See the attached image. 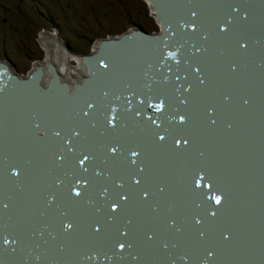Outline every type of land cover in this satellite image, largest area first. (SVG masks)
Wrapping results in <instances>:
<instances>
[{"label":"bare ground","instance_id":"obj_1","mask_svg":"<svg viewBox=\"0 0 264 264\" xmlns=\"http://www.w3.org/2000/svg\"><path fill=\"white\" fill-rule=\"evenodd\" d=\"M240 1L245 0H191L192 3L196 4L194 13L198 14V17L196 16L198 21L197 19L193 20V17L188 19L178 17L175 18L178 25L165 28L162 21L157 17L156 10L161 9L166 14L172 11L176 3L177 10H181L183 2L178 0H148V8L158 18L157 33L172 32L173 37L171 33L169 35L173 38V42L179 40L184 45L189 43L186 51H184L185 49L181 50L182 44L177 45L178 50L174 46L171 47V50L178 56L186 55L189 57L187 53L193 54L194 60L199 65L195 62L185 63L182 58V61L180 58L178 60L181 74L185 72L195 74L193 82L186 79L182 80L178 75L179 71L172 75V78L168 76L170 80L161 78L166 75L163 70H160L161 68L155 69L148 66L146 62L147 42L138 30L135 32L138 35L135 39L127 40L125 38L126 33L120 34L121 37H113L111 35L113 33H110L109 38L100 39L92 53L82 56L86 66L80 62L78 66L71 67L72 61L68 57L71 53L64 51L60 45L57 48L52 47L47 52L45 60L37 64L28 76H21L12 72L7 65L4 64L3 66L0 62V196L8 194L15 202L14 209L10 213H3L0 209V225L3 227H0V264H28L24 263L23 260L28 261L30 257H24L21 260V257L27 254L25 247L32 248L35 244H38V251L43 252L46 250V246L41 240H32L29 244V237L13 222H10L7 226V221L13 218L19 220L21 225L27 223L46 224L41 225V230L44 231L46 226L53 230L51 224L41 215V212L50 210V208L43 207L41 203L42 195L44 193L48 195L57 188H65L66 185L69 187L68 189L59 193L57 190L54 197V215L51 220L59 214L67 217L72 216L74 219L72 221H81L83 224L80 232H71V234H77L76 237H63L61 242H58L59 237H55L53 243H50L51 238L44 237L48 234L46 231L43 239L49 241V248L61 243L66 252L72 250L69 256L64 255L58 260L50 259L47 264H79V262H87L92 257L96 260L94 264H99L100 260L112 264L105 257L107 256L105 250L112 246L120 248V244H124L123 249L125 250L137 251L145 264H165L173 254H176V251L172 252L171 256L162 257L161 253L165 250L164 243H162L164 238L175 242L178 251L185 254H191L195 249L198 250L202 238H195L188 229L186 230L181 221L184 214L183 205L188 204V202L178 201L170 189V180L176 170L174 164L178 160L182 163L183 169H187L190 165L189 171L194 169L190 164L191 159H188L189 162L180 161L177 154L175 155L173 151H170L173 148L177 150L185 144L183 142L179 145L172 143L173 146L167 147L165 140L169 139V136L167 135L163 140H160L159 135L154 136L151 131L146 137L142 136V142V138L136 137V130L127 126L130 123L139 121V119L118 115L116 112L120 111L122 106L116 99L117 95H122L123 85L126 83L132 84L134 88L135 85L141 88L146 85L154 86L157 80L161 78V83L166 82L167 84H170L171 81H180L183 85H187L188 91H191L192 84H197L196 93L201 92L203 97L209 96L212 104L216 107L215 117L220 119L223 125L231 121V134L238 121H241L243 127L247 126L250 133H252L249 136L252 143L248 139L239 141H235L238 138L234 140L225 139L228 149L224 155L227 159L228 156L233 155L231 148L235 145V142L238 145L245 143L244 148L246 151L250 148H262L264 145L258 141V133L264 126V87L260 84L262 80L260 73L264 74V70L260 69L258 62L253 61V55L245 56L234 53L233 42L230 41L240 33V27L245 24L239 17L230 13L233 7L239 10ZM247 1L252 4L251 0ZM257 11L258 7L255 0L248 17L255 16ZM244 13L241 12V15ZM175 14L174 11L172 15ZM263 20L264 9L259 13L257 21L250 24L249 20L246 26L253 28L257 22L264 24ZM227 23L231 27L240 26L237 28L238 30L231 33L230 39L227 36L229 28ZM179 25L184 26L185 35L174 32V29ZM221 27L223 30H221ZM254 31L256 30L253 29L252 33ZM175 34L179 36L176 37ZM253 37L258 38L254 55L261 59L264 54V32L257 33L255 36L253 34ZM42 39L45 45L54 42L50 37ZM156 52L158 57L156 63H160L158 55L162 51ZM78 57V60L81 61L82 58ZM45 63L52 66L47 67V65H44ZM169 68L172 67L169 66ZM148 69L152 70L150 74L147 72ZM140 70L144 71L143 78L147 77V81L145 82L144 79L132 81L134 77L139 75ZM237 70L241 74L233 77L232 74ZM210 85L213 89H210ZM174 88H176V85H174ZM223 89L228 95H219V92H223ZM175 91L176 89L171 93ZM130 96L132 99L136 97L135 93ZM248 97L250 99L260 97L261 103L257 105L252 103V106L247 105ZM169 98L172 99L171 102L169 101V105L163 104L153 107L154 112L151 111L153 108L147 107V99L144 95L137 98V101L148 112L147 118L141 120H145L144 128L150 129L151 125H163L165 122L170 125L173 121L179 119L176 115V111L179 110V103L175 98L171 96ZM211 116H214V114L212 113ZM101 121H105V126L101 124ZM215 123L217 124L218 121ZM120 124L123 126L120 128L119 133L110 130L105 131L107 127L114 130ZM101 126L106 129L101 131ZM227 126L224 127L225 130ZM70 127L80 128L82 136L76 140L68 139V137L73 136L69 133ZM56 132H59V136L55 134ZM175 135L177 134L172 136ZM217 135L220 136V134ZM129 137H135V140L142 142L139 145L145 147L146 153L150 156V165H143L138 159L135 160L131 156L130 151L123 149L119 150L120 153H116L114 160L102 163L100 166L103 168L100 170H97L96 166L88 164V160H92L94 157L93 154L89 153V150L97 155L99 152L96 147L91 146V143L97 140L103 143L106 140L114 139L125 143L129 147L130 143H135L133 139L129 140ZM55 147L61 152L59 155L75 157L76 168L70 169V176L66 183L53 184L54 188H52V179L56 176L63 179L65 174L51 161L50 154ZM236 148L239 150L238 146ZM85 155L89 158L81 164L79 161ZM262 155L264 156V153ZM126 157L131 158L130 162H127ZM255 159L254 161H257V158ZM133 160L136 161L135 164L132 163ZM146 163L149 164L150 162ZM248 163H250V160L247 161ZM80 165L89 172L81 169ZM209 165L206 164L205 167L204 164H200L197 168L204 167L210 169L211 174L217 173V170L212 171L217 164L210 161ZM105 167L110 170L108 174H104ZM148 171H152V173L149 174ZM82 174L91 176L92 186H95L97 182H102V185L105 184L107 188L101 186L96 191H88L90 183L80 178ZM115 177H120L121 180L113 182L112 180ZM72 178H74L73 181H71ZM148 181H151V183L148 184ZM14 184L20 188L12 186ZM179 184L181 185V183ZM156 185L165 186V190L157 192ZM185 185L195 187L194 184ZM82 186L84 189H81ZM79 187L80 189H77ZM148 189L152 192L150 199L147 195H144ZM127 191L134 193L135 198L142 196L145 202L137 204L139 200L136 201L135 207L129 209L127 215L126 213L120 215L119 212H123V210L119 208L118 202L121 201H117V199ZM77 192H79V195H76ZM86 192L88 193L87 198L84 196ZM198 195L202 197L201 204L209 202L204 199L203 190ZM49 196H54V194L50 193ZM231 197L241 200L243 208H246L250 213L264 218L263 212L252 209L240 196L232 194ZM194 201L197 202L196 199ZM146 202L149 207H153L154 202L157 206L156 209H150ZM113 204L117 206V214L129 222L130 229L133 231L134 243L130 244L123 242L124 239L113 238L98 241L103 238L104 231L110 232L111 230L102 228L97 232L93 228L98 225L94 214L104 215L108 211L105 219L108 225L111 221V216H109L111 211L109 208L107 210V207ZM23 212L25 216H19ZM8 216L11 218L4 219ZM172 216L176 217L175 219L183 228L180 230L181 233L170 234L172 232L170 230L171 226L165 230V217ZM115 220H118V218H115ZM58 222L64 224L61 221ZM120 222L122 220L116 221L115 224L117 225ZM231 222L233 227L241 229L244 234V238L234 247V251L238 256L242 257L243 250L248 247L247 251L251 253L252 242L258 243L264 239V233L245 237V235L252 233L253 229L245 221L237 220L233 222L232 220ZM215 223L210 221V237L217 246L216 254L218 257V251L222 252L226 249V245L214 241ZM263 223V221H257V225ZM87 225L94 237L86 231ZM120 230L123 233L122 228ZM42 232L35 230L33 234L38 235ZM228 236L231 235L228 234ZM6 247L9 248V252L5 251ZM3 250L6 255L2 254ZM209 252L211 253V249L207 253ZM43 254L45 255L44 252ZM249 255L251 256V254ZM33 257L37 261L40 260L36 255H33ZM114 258L116 262L121 259L116 255H114ZM132 259H134V256H132ZM138 262L140 261L138 260ZM241 262L242 264H262L253 261L248 263L246 259Z\"/></svg>","mask_w":264,"mask_h":264},{"label":"water","instance_id":"obj_2","mask_svg":"<svg viewBox=\"0 0 264 264\" xmlns=\"http://www.w3.org/2000/svg\"><path fill=\"white\" fill-rule=\"evenodd\" d=\"M183 2V7H181V10H177V3L174 5V8L172 11H169L168 13L164 14L163 10L157 9L156 10V15L157 17L162 21L163 26L169 27L174 25H178L177 20L175 18H192L197 19L198 21V14L194 11L196 9V4L192 3L191 0H178ZM255 0H251L252 4H249L247 0L245 1H240L239 4V10L237 8L233 7L230 11L232 15H235L239 17L240 20L244 21L245 24L240 26H232L227 23L228 31H227V36L230 39L231 33L234 32V30H238L237 28L240 27V33L233 38V40H230L233 42V47H234V53L236 54H242L245 56L248 55H253L252 59L254 62H258V65L260 69L264 70V54L262 55L261 59H258L254 55V51L256 50V45H257V40L258 38L253 37L257 35V33L264 32V24H260L257 22V24L254 25L253 28H248L246 25L250 20V24L254 23L259 19V13L263 11L264 6L263 2L264 0H256V4L258 7V11L255 16L253 17H248L250 12L253 9V3ZM243 4V5H242ZM176 12L175 15H172L173 12ZM241 12L244 13L241 15ZM185 13V15H184ZM197 16V17H196ZM264 21V20H263ZM197 23V22H195ZM183 25L177 26V28L174 29L175 33H182V35H185L184 30L181 32ZM255 29L256 31H253ZM139 32L142 33V37L146 36V32L142 28L136 29ZM135 30V31H136ZM171 33L172 37L174 34ZM169 33L167 32H162L160 35L156 37L154 41L160 40L164 45L161 46L159 59L160 63H156L157 60V52L154 48L151 50V54L149 57H147V63L148 66L158 69L161 68L160 70H163V72L166 74L164 77L168 79V76L172 78V75H175L177 71L178 75L182 78V80L186 79L190 82H193V78H195V74L185 72L181 74L179 70V64L178 60L179 58L183 59L185 63L189 62H195L197 65L198 62L194 60V56L191 53H187L189 57L186 55H177L175 52H170L167 50L164 52L162 50L163 48L169 47L168 43L172 40V37H170ZM138 36L137 33L134 32V29L131 30L130 32L126 33L125 38L132 39L134 36ZM176 37L179 35L175 34ZM180 42V41H179ZM189 44H185L184 47L181 48V50L188 48ZM148 52H150L148 50ZM164 52V53H163ZM186 57V58H183ZM181 59V61H182ZM241 67L242 64L240 63ZM171 66L172 68H169ZM175 66V67H174ZM149 74L152 72V70L148 69L147 71ZM241 74L239 70L235 71L232 76H236ZM144 76V71L140 70V73L138 76L134 77L132 81L137 80V79H144L146 82L148 79L143 78ZM161 78L157 80L156 84L145 86V87H138L135 85V88L133 85H130L128 83L123 85V92L122 95L119 96L116 100L119 101V104H121L122 109L120 111H117L116 113L121 116L129 117V118H138L139 121L135 123H130L127 126L129 128H134L136 130V137L142 138L144 135L152 132V135H159V136H169V139H166V145L167 147L173 146L172 143H176L177 140L184 143L185 140L188 141L185 146H181L177 150L175 148L170 149V151L174 152V154L178 156L180 161H188V159H191L190 164H192V167L194 168L193 170L189 171L190 166H188L187 169H183L184 167L182 166V163L179 162V160L174 164L176 166L175 174L170 180V189L172 192L175 193V198L180 201V202H188V204H184V214L181 217V221L184 227H186V230L188 229L190 233L195 237V238H202L199 242L198 245V250H194L191 254H185L183 252L178 251L177 244L173 241H170L166 238L162 240V243H164L165 250L161 253L162 257H168L171 256L172 252L176 251V254H173L170 259L166 261L165 264H242V260H247L249 262V257H240L236 254L234 251V247L244 238V234L242 233L241 229H236L235 227L232 226V220L233 222L237 220H243L246 222L247 225L251 226L252 233L249 235H245V237H250L253 235H259L261 233H264V223L261 225H257V221H263L264 218L257 215V214H252L249 211H247L246 208H243V202L240 200V202H236L234 197H231L232 194H236L240 196L245 202L249 204V206L254 209L258 210L264 213V156L262 155L264 153V146L262 148H257V149H249L245 150L243 143L242 145H238L237 142H235V145L231 148V151L233 152V155L228 156V159L225 157V152L228 149V145L226 144L225 139H236L235 141L239 140H244L248 139L249 136L252 135L250 133V129L247 126H242L241 121L237 123V125L234 127L233 132L231 134V127L232 123L231 121H228L223 125L222 121L218 119L216 116L215 109L216 107L212 104V100L210 99L209 96H202L201 92L196 93V90L198 89L197 84H192L191 85V91H188L187 85H183L180 81H174L170 84H167L166 82L161 83ZM260 78L262 80L260 81V84L263 85L264 87V74L260 73ZM195 80V79H194ZM179 84H176V83ZM174 85H176V88H174ZM222 88V87H221ZM174 89L176 91L174 93H171ZM210 89H213L210 85ZM264 89V88H263ZM135 93L136 97L135 99L131 98V94ZM228 95L224 89L223 92H219V95ZM140 95H144L147 99V107L153 108L158 105H169V101L171 102L172 99L169 98V96L175 98V100L179 103V110L176 111V115L179 117L178 120L173 121L170 125L168 123H163V125H151L150 129L149 128H144V122L145 120L142 118H147L148 112L146 108H144L138 101L137 98ZM260 97L252 98L250 99L249 97L247 98V105L254 103V105L260 104ZM174 101V100H173ZM251 102V103H250ZM151 111L154 112V108L151 109ZM214 114V116H211V114ZM180 116H184V120H180ZM218 123H213L212 121ZM105 121H101V124L105 126ZM228 125V126H227ZM104 126H101V131H104L106 128ZM123 125H117L115 129H110L107 127L105 131L110 130L111 132H120V128ZM125 126V128L127 127ZM225 126H227L225 130ZM206 128V130H205ZM78 131V134L81 133V129L79 128H74ZM70 129V133L74 130ZM128 129V128H126ZM146 130V132H145ZM206 131V132H205ZM68 134V133H67ZM173 134H177L175 136H172ZM217 134H220L217 135ZM73 137V136H71ZM264 137V126L262 127L261 131L258 133V141L264 145L263 141ZM68 139H70L68 137ZM133 139L135 143H130V146L127 147L125 143L114 140V139H109V141L106 143V141L103 142L105 144L104 146L97 148L98 149V155L95 154L93 151L89 150V153L93 154L94 157L92 159V162L88 161V164L92 166H96L97 170H100L103 168L100 166L102 163H106L108 161L114 160L115 155L117 152L120 153V149H123L125 151H130L137 152L140 155H137L134 157L135 160L138 159L143 165H150L151 164V158L146 153L145 147L142 145H139L138 140H135V137H129V140ZM250 141V140H249ZM164 142V141H163ZM251 142V141H250ZM252 143V142H251ZM100 142L97 140L93 143H91V146L95 148L97 145H99ZM236 146L239 147V150H237ZM57 147L54 148L53 151H51L50 155L55 156L56 154L59 155L61 153L58 151ZM113 149H116L113 151ZM122 153V152H121ZM147 156V157H146ZM255 158H257V161ZM64 159H67L65 156ZM102 159V160H101ZM127 162H130L131 158L126 157ZM250 160V163L247 164V161ZM210 161L216 163V167H213L212 171L217 170V173L211 174L210 169L207 168H200L198 169L197 166L200 164H204L206 167V164L210 166ZM146 162H150L147 164ZM62 163H67V162H61ZM173 166V167H174ZM83 167V166H82ZM85 169L86 168H82ZM170 167H172L170 165ZM152 168V167H150ZM88 171V170H87ZM108 168H104V174L109 173ZM89 172V171H88ZM97 172V171H96ZM149 174L152 173V171H148ZM201 175L203 176V179H200ZM110 176V175H109ZM80 178H83L84 181H87L90 183V186L88 187V191H96L97 188L100 186L106 188L107 186L105 184L102 185V182L96 183L95 186H92V182L90 181L92 178L90 175H85L82 174ZM30 179V178H29ZM28 179V181H29ZM195 179H200V186L199 187H190L186 188L184 192L179 193L176 191L175 188L179 186L181 183L182 184H194ZM57 180H62L60 176H56L52 179L51 185L57 181ZM74 178L71 179L73 181ZM117 180H121L120 177L114 178L112 181L116 182ZM27 181V182H28ZM81 181V179H80ZM151 183V181H148V184ZM55 184V183H54ZM16 186V184L12 185ZM84 186V185H83ZM83 186L81 189H84ZM162 188L161 191L165 190V186L163 185H156L155 189ZM57 190H60L59 188L54 189L53 193L54 196H49L50 193L43 194L42 198L46 201H41L43 207L50 208L49 212H41V215L43 217H47L50 212H52L53 206L50 202L48 201H53L54 203V197L57 193ZM203 190V195L204 199L209 201L206 204H201V202L194 201L195 199L198 200L199 192ZM160 191V192H161ZM59 193V191H58ZM148 198H151L152 192L148 189L146 191ZM125 194V195H124ZM121 202L119 203V208L123 210V212H119L120 215L128 214L129 209H133L135 207V202L137 204H140L141 202H145L142 199V196L139 198H135L134 193L132 192H125L121 194ZM208 195V197H206ZM85 198H87L88 193L86 192L84 194ZM219 196L221 198V203L217 204L215 202V197ZM120 199V198H119ZM90 200V198H89ZM117 201H120L117 199ZM146 204L149 207V204L146 202ZM6 205V206H5ZM14 199L10 197L9 195H3L0 196V209L3 211V213H10L14 209ZM139 206V205H138ZM156 204L153 202V207H149L150 209H156ZM110 212L109 216H111L110 220L112 221L113 226L117 227V230H120L122 228L123 231V236L125 239V242H128L130 244L134 243L133 241V231L130 229L129 222L124 220L122 216H119L117 214V206L115 209H113L112 206L107 207V210ZM14 212V211H13ZM12 212V213H13ZM108 211L103 215L100 213L94 214L97 222L104 229H109V226L106 224L105 219L107 218ZM214 213V215H213ZM250 215L249 218H247L246 215ZM19 216L24 217L25 213L23 212L22 215L19 214ZM71 217V218H69ZM61 216V219H67L71 223L75 225H81V221H72L74 220L72 216ZM11 217H6L4 219H9ZM115 218H118V220H115ZM164 221V226L165 230L171 226L170 234H176V233H181L180 230L183 229L178 220H176L175 216L172 217H165ZM1 219V218H0ZM2 219V220H4ZM90 220V219H89ZM122 220V222L118 223L117 225L115 224L116 221ZM199 221L197 223L196 221ZM110 221V222H111ZM210 221L216 222L214 226V234H215V240L217 243H224L226 245V249H224L222 252L218 251L219 256L217 257V246L212 242V239L210 237ZM10 222H13L24 234L29 233V235L34 238H38L37 236H44L48 226H46V229L43 231L41 230V225L44 224H36V223H27L25 225H21L19 220L16 219H9L7 221V226H9ZM91 223V222H90ZM1 228H3L0 225ZM195 227V228H194ZM255 228H258L260 230L259 233H255L254 230ZM35 230H38L39 232H42V234L34 235L30 233H34ZM7 231V230H6ZM121 231V230H120ZM230 234L231 236H228ZM48 235V234H47ZM46 235V236H47ZM77 235V234H76ZM243 235V237H242ZM213 236V235H211ZM45 237V236H44ZM166 237V236H165ZM234 241L237 243L235 244ZM195 248V247H194ZM25 249H28L25 247ZM211 249V255L207 253ZM252 252H251V257L256 255L255 260H257V263H262L264 264V239L259 241L258 243L252 242ZM6 252H9V248L6 247L5 249ZM247 250L244 249V252ZM131 252V254L134 253V259L131 260L128 264H144L143 259L141 258L140 254L136 251H128V253ZM4 255L5 252L3 250ZM33 255H36L37 258H40V260L37 261ZM57 255H60V252H57ZM114 255L121 257V259L116 262L115 258L114 261L116 263H122L126 259L125 255H121V253L115 252ZM27 257H30L29 260L23 261L24 263L28 264H47L49 261L48 256L44 255L41 251H38L37 246L32 248L29 252L27 253ZM144 257V256H143ZM48 258V259H47ZM55 259H58L57 257ZM60 259V258H59ZM138 260L140 262H138ZM255 260L253 262H255ZM220 261V262H219ZM87 263L90 264V261ZM82 264V262H80ZM159 264V263H157ZM161 264V263H160Z\"/></svg>","mask_w":264,"mask_h":264},{"label":"rangeland","instance_id":"obj_3","mask_svg":"<svg viewBox=\"0 0 264 264\" xmlns=\"http://www.w3.org/2000/svg\"><path fill=\"white\" fill-rule=\"evenodd\" d=\"M147 3L148 0H0V62L12 72L28 76L52 47L60 45L71 53V67L84 64L82 56L92 53L98 41L109 38L110 33L121 37L140 26L156 34L158 18ZM47 37L55 43L45 45L42 38ZM106 262L100 260L99 264Z\"/></svg>","mask_w":264,"mask_h":264},{"label":"flooded vegetation","instance_id":"obj_4","mask_svg":"<svg viewBox=\"0 0 264 264\" xmlns=\"http://www.w3.org/2000/svg\"><path fill=\"white\" fill-rule=\"evenodd\" d=\"M134 32H136V31H134ZM128 33V32H127ZM162 33V32H161ZM158 35H160V33H156V34H150L149 32H147L146 31V36H143L142 38L143 39H145L146 40V42H147V49L150 51V52H148V54H147V57H149L150 56V53H151V50H152V48H154L156 51H160V47L161 46H163L164 44L160 41V40H156V41H154L155 39H156V37L158 36ZM137 36L135 35L132 39H135ZM171 37V36H170ZM168 45H169V47H168V49L166 48H163L162 47V50L164 51V52H166L167 50H169L170 52H173L172 50H171V47L172 46H174L175 47V49L176 50H178V48H177V45H179V40H176L175 42H173V38H172V40L168 43ZM163 52V53H164ZM132 85V84H131ZM119 96L117 95V98H118ZM95 124V123H94ZM94 124H91V125H94ZM75 127H70V129H74ZM76 128H78V127H76ZM80 129V128H79ZM70 133V132H69ZM71 134H73V137H70V139H73V140H76V139H78V138H80L81 136H82V130H81V133L80 134H78V131L76 130V129H74L72 132H71ZM109 140H106V143L108 142ZM105 143V144H106ZM105 144H103V143H100L99 145H97L96 146V148H100V147H102V146H104ZM52 155H50V157H51ZM53 157V156H52ZM75 158V157H74ZM81 166V165H80ZM82 167V166H81ZM98 183V182H97ZM99 184V183H98ZM16 187L17 188H20L18 185H16ZM100 188V186L98 187V189ZM107 188V187H106ZM105 188V189H106ZM177 188H178V186H177ZM176 188V189H177ZM173 194H174V196H175V193L173 192ZM6 195H8V194H6ZM195 197H197V196H195ZM236 199V198H235ZM206 200H207V198H206ZM197 201H201V198H198V200ZM48 212V211H47ZM45 219L51 224V226H52V228H53V230H50L49 228L47 229V233H48V235L47 236H45V237H49V238H51L50 240V243H53V240H54V238L55 237H59V241L58 242H61V241H63V237H65V238H71L68 234H66V233H64V232H62L61 230H60V228H59V225L57 226V224H56V221H54V220H51V217L48 215L47 217H45ZM44 225H46V224H44ZM108 226H109V229L108 230H110V225L108 224ZM98 230H101V226H99V228H98ZM98 232V231H97ZM59 233H60V236H59ZM111 233V231L110 232H106V231H104V236H103V238H101L100 240H98V241H102V240H104V239H108V238H111L110 237V234ZM30 234H33V233H30ZM63 234H66V235H63ZM25 235L26 236H28L29 238V240H41L42 241V243L44 244V245H49V241H47V240H45V239H43L44 237H42L41 235L40 236H37L38 238H34L33 236L31 237L30 235H29V233H25ZM92 235V234H91ZM92 237H94L93 235H92ZM113 237V236H112ZM123 238H124V236H123ZM37 246H39L38 244H36ZM53 248V251H49V253H48V258H49V260L50 259H54V260H58L59 258H61L62 256H64V255H66V256H69V254H70V252L72 251H70V252H66V250H65V248H64V246H63V244H61V243H59L57 246L55 245V247H52ZM111 248V247H110ZM109 248V249H110ZM107 249V248H106ZM75 250V249H74ZM127 251V253H128V251L129 250H126ZM57 252H60V255H57ZM130 253V252H129ZM131 254V253H130ZM23 257V258H22ZM21 257V260H23L24 259V256H22ZM58 258V259H55V258ZM24 261V260H23ZM88 261H90V264H94L95 263V258H90ZM87 261V262H88ZM87 262H85V263H83L82 262V264H89V263H87ZM79 264H80V262H79Z\"/></svg>","mask_w":264,"mask_h":264},{"label":"snow or ice","instance_id":"obj_5","mask_svg":"<svg viewBox=\"0 0 264 264\" xmlns=\"http://www.w3.org/2000/svg\"><path fill=\"white\" fill-rule=\"evenodd\" d=\"M221 30H223L222 27H221ZM89 107H91V105H89ZM85 115H87V113H85ZM180 120L183 121V120H184V116H180ZM212 122L215 123V121H212ZM55 134H56L57 136H59V132H56ZM159 139H160V140H163V139H164V136H163V135H162V136H159ZM184 143L187 144L188 141L185 140ZM176 144L179 145V144H180V141L177 140V141H176ZM115 150H116V149H113V151H115ZM137 155H138L137 152H135V151L131 152V156L135 157V156H137ZM88 158H89V157H88L87 155H85V156H83V158H82L79 162H80L81 164H83L84 161L87 160ZM135 162H136L135 160L132 161L133 164H135ZM200 179H203V176H202V175H201ZM200 179H195V180H194V185H195V187H199V186H200ZM77 183H79V181H77ZM76 195H79V192H77ZM144 195L146 196L147 193H144ZM122 198H123V197H122ZM215 202H216L217 204H220V203H221V198H220L219 196H216V197H215ZM5 206H6V205H5ZM112 207H113V209H115L116 204H113ZM213 215H214V213H213ZM196 222L199 223L198 220H197ZM67 227L70 228L71 225L69 224V225H67ZM119 246H120L121 249L124 248V244H120ZM209 255H211V253H209Z\"/></svg>","mask_w":264,"mask_h":264},{"label":"trees","instance_id":"obj_6","mask_svg":"<svg viewBox=\"0 0 264 264\" xmlns=\"http://www.w3.org/2000/svg\"><path fill=\"white\" fill-rule=\"evenodd\" d=\"M139 27H140V26H139ZM139 27H138V28H139ZM140 28H142V27H140ZM142 29H143V28H142Z\"/></svg>","mask_w":264,"mask_h":264}]
</instances>
